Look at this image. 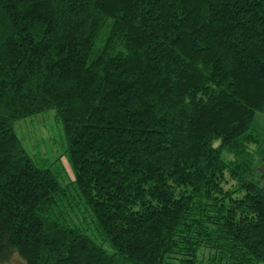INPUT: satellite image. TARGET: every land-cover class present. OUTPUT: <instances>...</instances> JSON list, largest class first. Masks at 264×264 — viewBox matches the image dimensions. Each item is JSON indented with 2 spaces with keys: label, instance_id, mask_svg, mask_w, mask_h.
<instances>
[{
  "label": "trees",
  "instance_id": "obj_1",
  "mask_svg": "<svg viewBox=\"0 0 264 264\" xmlns=\"http://www.w3.org/2000/svg\"><path fill=\"white\" fill-rule=\"evenodd\" d=\"M260 118L264 0H0V264H264Z\"/></svg>",
  "mask_w": 264,
  "mask_h": 264
},
{
  "label": "rangeland",
  "instance_id": "obj_2",
  "mask_svg": "<svg viewBox=\"0 0 264 264\" xmlns=\"http://www.w3.org/2000/svg\"><path fill=\"white\" fill-rule=\"evenodd\" d=\"M258 121L257 131L264 136V118ZM14 129L31 158L53 170L63 185L74 178L67 155L68 142L54 110L17 121Z\"/></svg>",
  "mask_w": 264,
  "mask_h": 264
}]
</instances>
